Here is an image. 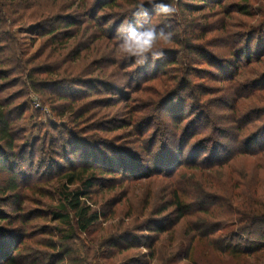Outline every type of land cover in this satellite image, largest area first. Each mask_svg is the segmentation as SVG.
I'll list each match as a JSON object with an SVG mask.
<instances>
[{"label":"trees","instance_id":"trees-1","mask_svg":"<svg viewBox=\"0 0 264 264\" xmlns=\"http://www.w3.org/2000/svg\"><path fill=\"white\" fill-rule=\"evenodd\" d=\"M253 1L165 0L152 23L174 44L138 66L113 52L146 0H0V264H264ZM26 29L44 39L28 55ZM30 92L69 126L27 140Z\"/></svg>","mask_w":264,"mask_h":264},{"label":"clouds","instance_id":"clouds-1","mask_svg":"<svg viewBox=\"0 0 264 264\" xmlns=\"http://www.w3.org/2000/svg\"><path fill=\"white\" fill-rule=\"evenodd\" d=\"M152 5L153 13H149L143 3L138 4L132 11V16L137 24L130 22L121 23L117 27L118 41L113 55L116 59L134 60L138 66H143L149 59L155 61L162 59L164 49L174 44L173 32L167 27H158L152 23V15L164 18L173 17L177 8L165 0H146ZM33 99H38L33 97Z\"/></svg>","mask_w":264,"mask_h":264},{"label":"rangeland","instance_id":"rangeland-1","mask_svg":"<svg viewBox=\"0 0 264 264\" xmlns=\"http://www.w3.org/2000/svg\"><path fill=\"white\" fill-rule=\"evenodd\" d=\"M264 4V0H254L253 1V9L252 12L254 13L256 11L257 6L260 7V5ZM254 20L257 19V17L252 16ZM254 23V22H252ZM44 39H40L37 37V35H33L30 30L26 29L22 34H21V42H22V47L24 50L25 55L28 54H33L35 53L41 46L42 41ZM151 87L148 88L151 93H157L156 89L157 87L155 85H150ZM37 97L38 99H33V97ZM151 98V97H150ZM150 100V99H149ZM148 100V101H149ZM28 106H29V111L25 114V123L23 124L24 127L27 129V140L29 141H34L35 139H44L45 138V126L51 124H57V125H64V126H69V123L66 119V116L60 113H57L52 109L50 104L46 103L44 101V98L39 96L38 94L34 92H30L28 94L27 98ZM177 104V103H176ZM177 109V106L176 108ZM264 165V160L261 162ZM260 163V164H261ZM249 165L253 168L257 166V163H249ZM22 168V167H20ZM40 168V167H39ZM39 168H36L35 170H31V166L27 163H24L23 170H25V173L30 174V172H33V175L35 176V179L37 178V175L41 172ZM241 168L240 164L237 163L234 166V174H236L239 169ZM26 174V175H27ZM44 180H46L48 177H45V172H42ZM27 177V176H24ZM34 179V180H35ZM36 191L37 188H34L31 191L23 192L26 193V196L31 197L32 199H36ZM117 191H121V189H118ZM117 191H115L117 193ZM114 193V194H116ZM44 201V199L42 200ZM50 205V203H47ZM32 208H44L42 205H37L36 203L32 204V200L29 204Z\"/></svg>","mask_w":264,"mask_h":264}]
</instances>
